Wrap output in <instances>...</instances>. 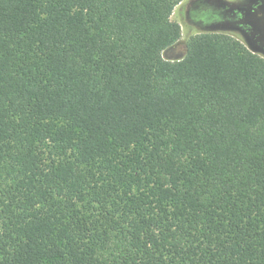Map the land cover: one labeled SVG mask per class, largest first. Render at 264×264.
I'll use <instances>...</instances> for the list:
<instances>
[{"label": "trees", "instance_id": "trees-1", "mask_svg": "<svg viewBox=\"0 0 264 264\" xmlns=\"http://www.w3.org/2000/svg\"><path fill=\"white\" fill-rule=\"evenodd\" d=\"M183 0H0V264H264V57Z\"/></svg>", "mask_w": 264, "mask_h": 264}, {"label": "rangeland", "instance_id": "rangeland-1", "mask_svg": "<svg viewBox=\"0 0 264 264\" xmlns=\"http://www.w3.org/2000/svg\"><path fill=\"white\" fill-rule=\"evenodd\" d=\"M171 19L180 24L181 37L162 52L164 59L183 57L188 38L201 31L231 33L264 57V0H183Z\"/></svg>", "mask_w": 264, "mask_h": 264}]
</instances>
